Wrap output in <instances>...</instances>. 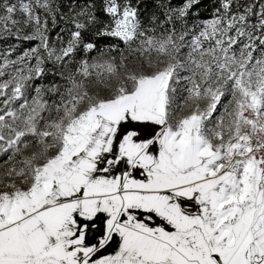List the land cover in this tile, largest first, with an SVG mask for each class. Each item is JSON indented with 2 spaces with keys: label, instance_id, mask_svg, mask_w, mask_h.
<instances>
[{
  "label": "snow or ice",
  "instance_id": "1",
  "mask_svg": "<svg viewBox=\"0 0 264 264\" xmlns=\"http://www.w3.org/2000/svg\"><path fill=\"white\" fill-rule=\"evenodd\" d=\"M0 264H264V0H0Z\"/></svg>",
  "mask_w": 264,
  "mask_h": 264
}]
</instances>
